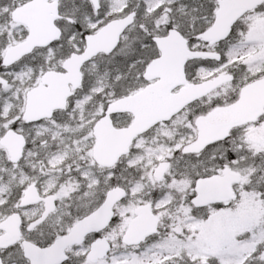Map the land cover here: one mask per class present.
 <instances>
[{"label":"snow or ice","instance_id":"6c2138e0","mask_svg":"<svg viewBox=\"0 0 264 264\" xmlns=\"http://www.w3.org/2000/svg\"><path fill=\"white\" fill-rule=\"evenodd\" d=\"M0 264H264V0H0Z\"/></svg>","mask_w":264,"mask_h":264}]
</instances>
